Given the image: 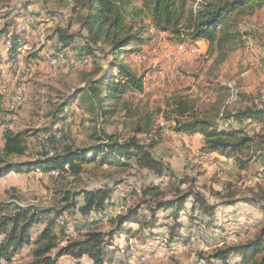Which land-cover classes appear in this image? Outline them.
I'll list each match as a JSON object with an SVG mask.
<instances>
[{
  "label": "trees",
  "instance_id": "obj_1",
  "mask_svg": "<svg viewBox=\"0 0 264 264\" xmlns=\"http://www.w3.org/2000/svg\"><path fill=\"white\" fill-rule=\"evenodd\" d=\"M34 5L41 6L46 19H66L65 26H56L49 36L55 52L69 48L79 57H89L91 63L81 72L83 86L52 102L54 109L45 114L43 128L3 133L0 177L10 172L41 171L52 184L53 197L61 198L51 208L24 206L17 201L16 190L6 192L10 193L9 199L0 200V264H13L24 249L29 260L22 264H57L62 257L75 261L86 257L91 264H112L116 254L128 253L127 244L115 241L122 235L136 237L144 246L162 236L155 231L161 227L168 243L181 240L184 226L178 221L177 211L188 199L186 228H191L195 220L211 223L218 210L238 203L235 196H224L222 203L210 204L195 191L194 179L183 192L181 186L186 181L176 178L170 167L153 155L163 129L157 119L161 116L169 122L174 133L200 135L201 152L232 158L240 170H245L251 163L264 166V104L251 95L238 93L233 108L216 101L202 109L191 96L173 93L166 99V108L154 109L142 97L137 98L144 95L146 73L137 72L127 59L147 44L145 35L153 28L174 42H205L206 57L217 67L243 45L245 37H257V31H244L242 25L259 12L264 15V0H0V43L7 39L10 42L7 62L15 60L23 37L17 29L18 20L27 15L42 16L27 12ZM72 25L77 27L75 31H71ZM261 45L264 50V43ZM28 55L26 60L37 59L35 53ZM74 104L82 140L72 135ZM65 118L70 122L62 123ZM116 119L126 136L105 129ZM246 122L262 127L249 135L243 128ZM59 123L63 126L56 128ZM40 134L44 139L32 151L28 138ZM32 152L35 156L30 159ZM23 157L27 160H14ZM132 170L167 175L168 186L163 190L150 183L143 185L137 203L124 206L122 212L107 219L108 232L98 230L100 222L95 220L92 228L62 244L65 225L59 226L58 220L67 216L68 223L73 224L75 218L85 221L88 216L86 221H91L90 213L97 215L113 205L112 192ZM87 172L101 173L106 183L91 191L68 188L70 183H81ZM167 193H173L174 198L167 200ZM241 201L264 213V190ZM170 209L176 212L169 215L172 222L165 223L161 212ZM132 223L136 230H131ZM232 256L239 257L232 264H264V224L245 242L217 250L200 264H230Z\"/></svg>",
  "mask_w": 264,
  "mask_h": 264
},
{
  "label": "rangeland",
  "instance_id": "obj_2",
  "mask_svg": "<svg viewBox=\"0 0 264 264\" xmlns=\"http://www.w3.org/2000/svg\"><path fill=\"white\" fill-rule=\"evenodd\" d=\"M27 12H37L42 16L27 15L18 20L17 29L22 31L23 37L18 55L13 62H7L9 40L0 43V148L3 145L5 130L18 132L43 128L47 122L45 114L54 109L52 102L57 100V96H64L76 88H81L83 86L81 72L87 70L91 63L89 57H79L72 49L66 48L59 52L53 49V42H50L49 36L56 26H65V18L52 20L44 18L40 5L31 6ZM136 22L138 23L139 19ZM1 24L2 22L0 27ZM76 28L72 25L71 31H75ZM242 29L247 32L257 31L258 35L255 39L251 36L245 37L243 45L224 63L215 67L212 59L206 57L205 42H174L167 34L155 33L151 28L145 35L148 38L147 44L141 47L140 52L131 54L127 59L133 63L137 72L146 73L144 95H138L137 98L142 97L143 101L154 109L166 108V99L173 93L191 96L202 109H207L216 101H222L224 106L233 108L235 95L238 93L251 95L264 104V50L261 45L264 43V15L262 12L245 22ZM79 43L80 40L74 46ZM32 53L37 54V59L26 60V56ZM18 94L21 99L19 105L15 100ZM13 105L15 110L11 109ZM71 110L74 111L72 117L76 120L72 135L82 140L83 136L80 134L82 128L79 125L76 104ZM157 120L163 129L161 140L154 148L153 155L167 164L176 178L186 181L181 186L183 192L188 191L189 180L194 179L195 191L210 204L222 203L221 199L224 196H235L234 200H238V203L218 210L211 223H199L195 220L191 228H186L189 226L186 216L190 207L188 199L183 209L177 211L178 221L184 226L180 231L181 240L168 243V235L161 227L156 228L155 231L162 236L149 240L144 246L136 237L122 235L115 241L120 245L127 244L128 253L116 254L112 264H200L204 262V258L211 256L217 250L245 242L264 224V213L255 206L241 201L243 198L259 195L261 190H264L262 164L251 163L247 169L240 170L232 158L217 153L201 152L200 135L174 133L170 129L169 122L164 121L161 116H158ZM69 122L70 118H65L62 123ZM62 123L56 125V128L63 126ZM261 127L259 123L248 122L243 126L249 135L254 131H260ZM105 129L126 136L119 119L112 120ZM43 139L44 134H40L37 138L29 137L28 144L31 150L34 151V147H39ZM29 156L31 159L35 155L32 152ZM14 160L25 161L27 158ZM87 168L90 169V166L88 165ZM98 173L87 172L81 183H70L68 188L90 191L97 189L106 183L101 173ZM149 183L165 190L168 186V177L132 170L130 175L125 177L124 183L112 192L113 205L97 215L90 213V216L93 215L91 221H86L87 216L85 221L75 218V223L70 224L67 216L61 217L58 225H65L62 244L69 238H77L78 234H83L95 220L100 222L96 226L98 230L108 232L110 224L107 219L122 212L124 206L137 203L138 191ZM52 188L48 176L41 171L10 172L0 177V200L9 199L11 190H16L14 195L19 198L17 199L19 204L51 208L57 205L61 198L53 197ZM6 192H10L9 195ZM215 194L219 195L215 196ZM172 198H174L173 193H167L166 199ZM173 212H176V209L161 212L163 215L160 213L165 217V223L172 222V217L169 215ZM129 225L132 231L137 229L135 224ZM27 254V249H24L13 264L27 262L29 260ZM237 259L239 260V257L232 256L228 262L232 264ZM57 264H91V262L86 257L78 261L70 257H62Z\"/></svg>",
  "mask_w": 264,
  "mask_h": 264
},
{
  "label": "built area",
  "instance_id": "obj_3",
  "mask_svg": "<svg viewBox=\"0 0 264 264\" xmlns=\"http://www.w3.org/2000/svg\"><path fill=\"white\" fill-rule=\"evenodd\" d=\"M18 98H19V94L16 96V98H15V100L18 102ZM14 105H15V103H14ZM14 105L11 107V109H14L15 107H14Z\"/></svg>",
  "mask_w": 264,
  "mask_h": 264
},
{
  "label": "bare ground",
  "instance_id": "obj_4",
  "mask_svg": "<svg viewBox=\"0 0 264 264\" xmlns=\"http://www.w3.org/2000/svg\"><path fill=\"white\" fill-rule=\"evenodd\" d=\"M21 102V99L20 98H18V105H19V103ZM15 110V109H14Z\"/></svg>",
  "mask_w": 264,
  "mask_h": 264
}]
</instances>
